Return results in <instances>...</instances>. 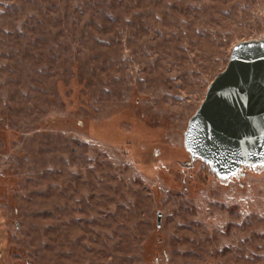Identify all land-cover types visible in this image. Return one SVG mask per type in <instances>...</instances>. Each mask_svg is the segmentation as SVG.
Masks as SVG:
<instances>
[{"label": "rangeland", "instance_id": "1", "mask_svg": "<svg viewBox=\"0 0 264 264\" xmlns=\"http://www.w3.org/2000/svg\"><path fill=\"white\" fill-rule=\"evenodd\" d=\"M258 38L264 0H0V264H264V168L184 146Z\"/></svg>", "mask_w": 264, "mask_h": 264}, {"label": "water", "instance_id": "2", "mask_svg": "<svg viewBox=\"0 0 264 264\" xmlns=\"http://www.w3.org/2000/svg\"><path fill=\"white\" fill-rule=\"evenodd\" d=\"M184 146L223 182L244 168H264V38L232 47L226 68L188 120Z\"/></svg>", "mask_w": 264, "mask_h": 264}]
</instances>
